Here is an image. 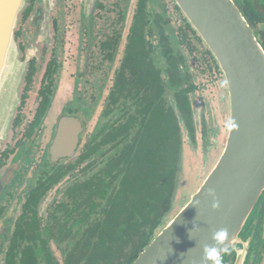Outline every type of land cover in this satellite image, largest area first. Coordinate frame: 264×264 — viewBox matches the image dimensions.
Masks as SVG:
<instances>
[{
  "label": "flooded vegetation",
  "instance_id": "flooded-vegetation-1",
  "mask_svg": "<svg viewBox=\"0 0 264 264\" xmlns=\"http://www.w3.org/2000/svg\"><path fill=\"white\" fill-rule=\"evenodd\" d=\"M14 39L23 73L0 139V264H87L89 223H150L135 196L148 188L152 202V163L167 166L172 150L177 185L158 234L179 212L199 129L203 165L221 132L209 120L224 115L229 133V86L198 30L175 0H24ZM63 137L62 152L77 145L56 157Z\"/></svg>",
  "mask_w": 264,
  "mask_h": 264
},
{
  "label": "water",
  "instance_id": "water-1",
  "mask_svg": "<svg viewBox=\"0 0 264 264\" xmlns=\"http://www.w3.org/2000/svg\"><path fill=\"white\" fill-rule=\"evenodd\" d=\"M175 1L225 74L229 133L202 185L131 264H220L229 252L234 264H247L255 227L247 239L243 236L264 201V47L234 0ZM23 4L24 0H0V110L8 104L14 110L15 87L22 77L14 29ZM8 126L0 124V134ZM63 140L53 147L56 157L70 154L78 138L64 152ZM209 189L215 197L208 195Z\"/></svg>",
  "mask_w": 264,
  "mask_h": 264
},
{
  "label": "trees",
  "instance_id": "trees-1",
  "mask_svg": "<svg viewBox=\"0 0 264 264\" xmlns=\"http://www.w3.org/2000/svg\"><path fill=\"white\" fill-rule=\"evenodd\" d=\"M242 2V11L256 30L259 41L264 47V0H243ZM176 160L172 150H169L167 166L152 163L150 194L152 202L149 203L148 201V188L147 191L141 192L143 195L135 196L137 199L133 204L134 210L139 213L147 210L151 214L150 223H127V221L125 223H113L111 221L89 223L87 234L91 239L87 242L88 251L79 257V261L86 258L87 264H131L138 257L139 253L156 235L161 224V217L169 213L173 207L177 185ZM155 167L158 169L157 178L154 172ZM159 171H162L161 179H159ZM137 181L139 183L135 185L136 187L140 189L148 187L147 178H139ZM157 182H162L163 189L160 191V183L159 189H155ZM163 191L164 194H160ZM123 203L129 202L121 200V204ZM106 212L110 211L105 209L103 213ZM119 212L123 213L121 210ZM253 227H255L254 239L247 264H262L264 261V201L259 206L245 235H249ZM95 232L97 233L95 234ZM93 239L94 242H92Z\"/></svg>",
  "mask_w": 264,
  "mask_h": 264
},
{
  "label": "rangeland",
  "instance_id": "rangeland-1",
  "mask_svg": "<svg viewBox=\"0 0 264 264\" xmlns=\"http://www.w3.org/2000/svg\"><path fill=\"white\" fill-rule=\"evenodd\" d=\"M84 46H85V44L83 43L81 48H84ZM16 51H17V55H16L17 60L19 62L18 66H19V69H21V71L23 73V67H22V64H21L20 59H19L17 44H16ZM199 79L201 81V78H199ZM21 80H22V77H21L19 83L16 84V87H15L16 101H18V87H19V84L21 83ZM16 101L14 102V104H15L14 108L16 107ZM2 108L3 109L0 110V124H3V126H7L9 124V126H10L11 117H12L13 111H14V110H11L12 105L11 104H8L7 106L2 105ZM10 113H12L11 117H10ZM223 117H224V115L220 114V115H217L216 117H214V119L209 120V123L212 125H213V122L216 120L215 121V122H217L216 125L220 126L221 132L219 134L218 141L216 143H214L210 149V152H209L210 157H208V161L205 165H203V153L206 152V148H204L205 142L203 141V136L200 133V129H199V133H197V137H196V139H197L196 146H194L193 144H189L190 149L188 148L185 152L187 159L185 161V164L183 165L184 171H182V175H181L182 176L181 179L183 180L184 185L183 186L180 185L181 190L178 192V194L176 196L175 210L173 212V215L176 214L178 211H180V209L186 204V202H188L190 200V197L202 185L204 178L207 176V174L210 172V170L217 163V160L219 159V157L222 153V150L225 146L227 130H228L227 129L228 121L226 119H223ZM9 126L7 129H9ZM7 129L4 130V132H2L0 134V139H2L5 136ZM183 131L185 132V130H183ZM49 133H50V131L48 130L46 132L44 138H43L44 142L47 141ZM185 140L186 139L184 138V143L186 142ZM186 143H188V142H186ZM51 195L53 198L54 192H52ZM57 253L59 254L58 251H57ZM262 264H264V261Z\"/></svg>",
  "mask_w": 264,
  "mask_h": 264
},
{
  "label": "clouds",
  "instance_id": "clouds-1",
  "mask_svg": "<svg viewBox=\"0 0 264 264\" xmlns=\"http://www.w3.org/2000/svg\"><path fill=\"white\" fill-rule=\"evenodd\" d=\"M208 195H209V196H212V197H215V192H214V190L209 189V191H208ZM218 205H219V202H218V201H216V202L213 203V207H214V208H217ZM214 235H215V233H214Z\"/></svg>",
  "mask_w": 264,
  "mask_h": 264
}]
</instances>
